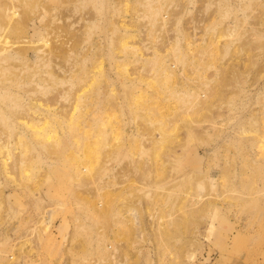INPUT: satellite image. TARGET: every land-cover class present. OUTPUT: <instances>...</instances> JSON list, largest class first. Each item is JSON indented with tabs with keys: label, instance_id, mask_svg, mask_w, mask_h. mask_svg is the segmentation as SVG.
<instances>
[{
	"label": "rangeland",
	"instance_id": "374dc122",
	"mask_svg": "<svg viewBox=\"0 0 264 264\" xmlns=\"http://www.w3.org/2000/svg\"><path fill=\"white\" fill-rule=\"evenodd\" d=\"M0 264H264V0H0Z\"/></svg>",
	"mask_w": 264,
	"mask_h": 264
}]
</instances>
